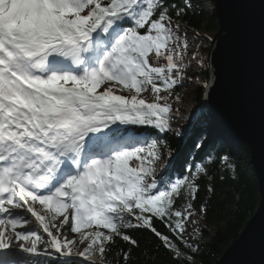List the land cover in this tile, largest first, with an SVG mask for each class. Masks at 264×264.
Returning <instances> with one entry per match:
<instances>
[{
	"label": "snow or ice",
	"instance_id": "6c2138e0",
	"mask_svg": "<svg viewBox=\"0 0 264 264\" xmlns=\"http://www.w3.org/2000/svg\"><path fill=\"white\" fill-rule=\"evenodd\" d=\"M223 2L221 31L190 40L200 0H0V264H109L117 240L130 247L116 264H132L140 230L195 264L215 189L197 208L206 164L170 174L164 137L187 133V83L210 99L214 51L251 5ZM195 147L235 173L222 141L202 132Z\"/></svg>",
	"mask_w": 264,
	"mask_h": 264
},
{
	"label": "water",
	"instance_id": "95a60500",
	"mask_svg": "<svg viewBox=\"0 0 264 264\" xmlns=\"http://www.w3.org/2000/svg\"><path fill=\"white\" fill-rule=\"evenodd\" d=\"M212 16L217 30L229 7L219 0L216 7L211 0ZM219 11L220 17L214 15ZM264 5L251 0V5L236 17V25L227 36H221L215 49L216 87L209 100L202 89L198 112L202 103L214 126L224 140L245 145L249 165L255 178L259 201L252 217L238 238L232 242L214 264H264ZM213 52L208 49L207 56ZM197 112V113H198ZM249 221L252 222L249 227Z\"/></svg>",
	"mask_w": 264,
	"mask_h": 264
},
{
	"label": "trees",
	"instance_id": "16d2710c",
	"mask_svg": "<svg viewBox=\"0 0 264 264\" xmlns=\"http://www.w3.org/2000/svg\"><path fill=\"white\" fill-rule=\"evenodd\" d=\"M206 1L211 5V0ZM200 4L202 5V0H200ZM196 12L197 14L190 13L186 18L189 30L195 28L200 33L203 32L213 37L217 26L212 13L207 14L203 5L198 7ZM201 96L202 88L198 87L194 90V102L197 106L201 101ZM207 117L208 119L195 126L193 133L185 139L170 135L164 137L173 150L170 174L182 176L187 166L196 163L206 164L209 176L199 181L200 191L198 199L194 201L197 208L209 196L207 192L209 184L215 189V192L211 194L206 220H201L202 228L205 230L203 239L200 241L201 251L195 257V264H214L228 246L238 238L245 224L254 214L259 201L258 189L249 165L248 151L245 145L224 143V154H228L230 162L236 165L235 173L228 169L225 163L207 162V150H198L195 147L197 137L202 132H207L213 140L221 141L220 138L223 137L222 131L213 125L209 116ZM233 175L237 179H232ZM221 176L225 178L221 180ZM156 227L162 232H167V229L158 221ZM131 234L139 243V248L132 251V264H172L163 249L157 251L158 241L151 233L140 230ZM127 247L130 246L117 240V243L107 254L109 264H116L120 249Z\"/></svg>",
	"mask_w": 264,
	"mask_h": 264
},
{
	"label": "rangeland",
	"instance_id": "374dc122",
	"mask_svg": "<svg viewBox=\"0 0 264 264\" xmlns=\"http://www.w3.org/2000/svg\"><path fill=\"white\" fill-rule=\"evenodd\" d=\"M202 5L203 9L207 14L212 13V7L209 6L208 1L202 0ZM201 35H205L206 33L201 32ZM208 35V34H206ZM209 37H212L211 35H208ZM189 38L190 40L192 39V31L189 30ZM209 47H205V50L203 51V55L207 56ZM200 79L203 81L204 79V74H200ZM200 87L199 83L196 80H192L191 82L187 83L185 85V90L183 94V104L180 105L181 107V112H182V121H177L176 125L183 126L184 129H187V133L185 136H187L190 133L191 127H194L195 125L202 123L206 119H208V115L206 110L204 112H198V106L194 102V90L196 88ZM201 88V87H200ZM163 94V93H162ZM198 112V113H197ZM197 117V120L195 119ZM179 120V119H178ZM195 120V121H194ZM200 227L202 228V222L200 221ZM195 236V233L193 231V227L189 225L187 227V235L186 239L192 240L193 237Z\"/></svg>",
	"mask_w": 264,
	"mask_h": 264
},
{
	"label": "bare ground",
	"instance_id": "6f19581e",
	"mask_svg": "<svg viewBox=\"0 0 264 264\" xmlns=\"http://www.w3.org/2000/svg\"><path fill=\"white\" fill-rule=\"evenodd\" d=\"M209 3V2H208ZM209 6H211L210 5V3H209ZM195 119L197 120V117H195ZM195 121V120H194ZM227 142H229L230 144H233V142L231 141V140H228Z\"/></svg>",
	"mask_w": 264,
	"mask_h": 264
}]
</instances>
